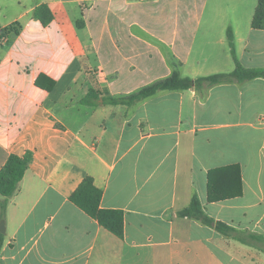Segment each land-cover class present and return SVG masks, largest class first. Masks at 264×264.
Listing matches in <instances>:
<instances>
[{
    "label": "crops",
    "instance_id": "crops-1",
    "mask_svg": "<svg viewBox=\"0 0 264 264\" xmlns=\"http://www.w3.org/2000/svg\"><path fill=\"white\" fill-rule=\"evenodd\" d=\"M258 1L0 0V28L20 26L0 36V170L34 156L7 206L0 264H264L261 244L178 215L197 195L211 217L264 235V77L104 101L175 64L192 78L232 72L229 28L240 63L264 69ZM231 165L242 195L210 201V172ZM86 176L101 207L124 212L123 237L70 200Z\"/></svg>",
    "mask_w": 264,
    "mask_h": 264
},
{
    "label": "trees",
    "instance_id": "trees-1",
    "mask_svg": "<svg viewBox=\"0 0 264 264\" xmlns=\"http://www.w3.org/2000/svg\"><path fill=\"white\" fill-rule=\"evenodd\" d=\"M44 8L45 6L38 8L36 15L40 16V12ZM252 27L255 29H264V0L258 1L252 20ZM19 28L20 26L17 24H12L6 29L0 28V36L9 41L18 33ZM228 39L231 54L236 63V68L232 72L215 73L192 78L182 76L178 65L175 64V69L170 76L145 85L138 91L128 95L104 97V101L110 104L133 105L161 91L193 88L204 94L206 88L215 84L233 81L242 82L255 77H264V69L245 68L240 63L236 54L234 33L231 28L228 29ZM91 98H97L96 91H91L88 97L83 99L82 102L94 104L95 102ZM33 157L32 151H27L24 155L11 154L0 170V196H2V199H0V219L5 218L10 198L19 191L23 175L29 168ZM233 186L236 187V190L233 189ZM240 195H242V181L241 170L238 165H231L210 172V201H219ZM102 196L103 190L95 185L93 177L86 176L77 189L71 194L70 200L96 219L106 229L119 237H123L125 227L124 212L120 209H106L101 207ZM178 215L196 219L205 225L215 228L220 233L243 243L253 246L261 244L264 248V235L249 230L237 229L224 221L211 217L204 210L197 195L193 196L189 205L180 210ZM4 239L5 234L0 232V256L4 245Z\"/></svg>",
    "mask_w": 264,
    "mask_h": 264
},
{
    "label": "water",
    "instance_id": "water-1",
    "mask_svg": "<svg viewBox=\"0 0 264 264\" xmlns=\"http://www.w3.org/2000/svg\"><path fill=\"white\" fill-rule=\"evenodd\" d=\"M0 232L3 233V234L6 233V223H5V220L4 219H2L0 221Z\"/></svg>",
    "mask_w": 264,
    "mask_h": 264
}]
</instances>
